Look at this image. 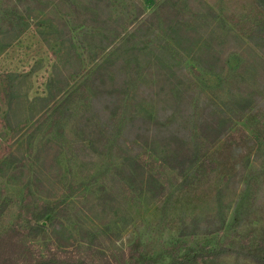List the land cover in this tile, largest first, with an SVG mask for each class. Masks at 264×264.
Here are the masks:
<instances>
[{"label":"rangeland","instance_id":"obj_1","mask_svg":"<svg viewBox=\"0 0 264 264\" xmlns=\"http://www.w3.org/2000/svg\"><path fill=\"white\" fill-rule=\"evenodd\" d=\"M261 2L0 0V234L76 264H259Z\"/></svg>","mask_w":264,"mask_h":264},{"label":"trees","instance_id":"obj_2","mask_svg":"<svg viewBox=\"0 0 264 264\" xmlns=\"http://www.w3.org/2000/svg\"><path fill=\"white\" fill-rule=\"evenodd\" d=\"M263 2L261 3L263 4ZM175 28L177 29V27ZM254 35H257L262 42L264 41V20L257 25L256 29H253V36ZM71 38H73V36H71ZM54 85L56 84L50 83V89H52ZM50 94L51 95L47 96H38L36 99H40L47 102L51 98V96L55 94V92L51 91ZM219 116L221 117V115ZM221 119L224 120L222 117ZM189 150L191 151V149ZM198 157L199 156L197 152L192 155L186 153L179 154L178 156L172 158L173 164L171 165L174 168H177L180 172H182L186 167L195 165L197 163ZM234 251L235 250L230 248L209 249L206 256H216ZM244 254L251 257L259 264H264V244H262L261 247L256 248V250H251L248 252L244 251ZM59 255L60 253L58 251L50 252L48 254H43L41 252L34 253L33 244L24 240V231L21 228L8 229L0 234V264H70L71 261L69 258L67 259ZM189 255L190 254H188L187 256ZM202 255V252H197L196 254H191V257L193 259H198ZM184 261L185 260L179 261L174 259L168 264H176L177 262L184 263ZM71 263L76 264V262L74 261ZM95 264H102V262H96ZM103 264L112 263L106 260Z\"/></svg>","mask_w":264,"mask_h":264}]
</instances>
